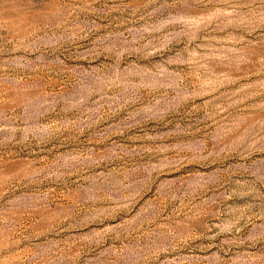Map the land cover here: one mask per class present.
<instances>
[{
  "label": "rangeland",
  "instance_id": "374dc122",
  "mask_svg": "<svg viewBox=\"0 0 264 264\" xmlns=\"http://www.w3.org/2000/svg\"><path fill=\"white\" fill-rule=\"evenodd\" d=\"M0 264H264V0H0Z\"/></svg>",
  "mask_w": 264,
  "mask_h": 264
}]
</instances>
